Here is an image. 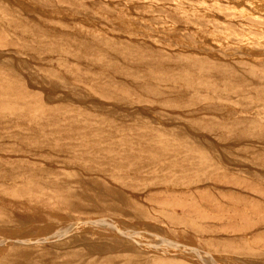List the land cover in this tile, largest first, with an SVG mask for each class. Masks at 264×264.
I'll return each mask as SVG.
<instances>
[{
  "label": "rangeland",
  "instance_id": "obj_1",
  "mask_svg": "<svg viewBox=\"0 0 264 264\" xmlns=\"http://www.w3.org/2000/svg\"><path fill=\"white\" fill-rule=\"evenodd\" d=\"M263 24L264 0H0V236L103 217L194 246L198 229L223 239L261 224L264 125L255 137L228 123L264 120L244 101L264 88ZM247 230L264 246V224ZM97 235L0 247V264H153Z\"/></svg>",
  "mask_w": 264,
  "mask_h": 264
},
{
  "label": "bare ground",
  "instance_id": "obj_2",
  "mask_svg": "<svg viewBox=\"0 0 264 264\" xmlns=\"http://www.w3.org/2000/svg\"><path fill=\"white\" fill-rule=\"evenodd\" d=\"M252 22H254V21H252ZM252 24V23H251ZM261 24V23H260ZM253 25V24H252ZM255 25V24H254ZM251 26V25H250ZM258 27H262V25H257ZM263 26H264V24H263ZM235 31V30H234ZM229 39V38H228ZM106 41V40H105ZM115 49V48H114ZM100 57H103V56H100ZM99 59V58H98ZM97 59V60H98ZM101 59V58H100ZM61 60V59H60ZM93 60V59H92ZM91 60V61H92ZM95 60V59H94ZM103 60H104V58H103ZM260 60V59H259ZM62 61L64 62V59H62ZM62 61H60V62H62ZM65 61H66V59H65ZM62 62V63H63ZM95 62H97L96 60H95ZM99 62V61H98ZM64 65H67V64H64ZM63 65V66H64ZM65 67V66H64ZM253 70V69H252ZM251 70V71H252ZM250 71V72H251ZM254 72H255V70H254ZM254 72H252L251 73V75L252 76H255V75H257V73L255 74ZM257 72V71H256ZM250 74L248 73V75L247 76H249ZM241 76V75H240ZM259 77L257 78V79H259V78H261L260 77V75H258ZM136 77V76H135ZM231 76H229L228 78H230ZM263 77V76H262ZM233 78V77H232ZM249 78V77H248ZM251 78V77H250ZM264 78V77H263ZM256 79V80H257ZM136 80H137V78H136ZM249 81H251V80H254V78L253 79H248ZM247 80V81H248ZM262 81V79H259V81ZM232 80H230V82H231ZM234 81V80H233ZM232 81V82H233ZM248 81V82H249ZM263 81H264V79H263ZM151 82V81H150ZM204 82H206V81H204ZM207 83V82H206ZM62 83H60V85H61ZM65 84V83H64ZM63 84V85H64ZM203 84H205V83H203ZM260 84H263V83H260ZM65 85H67V84H65ZM212 85V84H211ZM229 85V84H228ZM231 85V84H230ZM229 85V86H230ZM251 85V84H250ZM209 86V85H208ZM260 86V85H259ZM259 86H258V88H259ZM252 87V86H251ZM256 87V86H255ZM217 87L215 86V89H216ZM218 88H222V87H218ZM223 88H224V86H223ZM229 88V87H228ZM230 88H234V87H230ZM229 88V89H230ZM240 89H241V87H239ZM238 87L236 88L235 87V89H232V90H230L231 91V96H233V98L236 96H238V94H239V92H240V89H239ZM249 88V87H248ZM253 88V87H252ZM257 88V89H258ZM217 90V89H216ZM226 90V89H225ZM249 91L246 93L247 94V98H246V95L244 94V90L242 91L241 90V92H242V94H244V96H245V102L247 103V108H245V109H247V110H256V111H258V112H264V104L263 103H260L259 101H261V99L260 98H256L254 95H252V94H257V96L259 95H263L264 96V88H263V90L262 91H260V89L259 90H257V92H256V90H255V92L253 93V91H251V90H254V89H251V88H249L248 89ZM230 91H228V92H230ZM260 91V92H259ZM196 92H199V91H196ZM217 92V91H216ZM215 93V92H214ZM200 94V93H199ZM227 94V93H226ZM230 94H228V97L230 96ZM241 94V93H240ZM78 95H79V92H78ZM196 95V94H195ZM195 95H194V97H195ZM210 95V94H209ZM217 95V94H216ZM197 96V98H199L198 96L199 95H196ZM202 96H204V95H202ZM226 97H221V99L222 98H228L227 97V95H225ZM243 96V95H242ZM192 97V96H191ZM201 97V96H200ZM202 98V97H201ZM204 98V97H203ZM202 98V99H203ZM205 98H207V97H205ZM230 98H232V97H230ZM128 99V98H127ZM207 100V99H206ZM128 101V100H127ZM40 111V110H39ZM37 115V114H36ZM35 117V116H34ZM257 117H250V118H247L246 120H233V121H229V123L228 124H231V125H236V126H238V127H241V128H243L244 130H245V134H248L249 136L250 135H255V137L258 135V136H260V134H263L262 133V131H257L256 130V127L258 128V126H257V124L258 125H261L260 123H262V125H264V120L263 119H257ZM258 121V122H256V121ZM146 121V120H145ZM211 121H212V119H211ZM227 125V124H226ZM225 125V126H226ZM261 125V126H262ZM228 126V125H227ZM236 126H234V127H236ZM260 127V126H259ZM137 128V127H136ZM160 129V128H159ZM161 131H162V129H160ZM259 130V129H258ZM157 132V131H156ZM164 132V131H163ZM161 133V132H160ZM159 133V134H160ZM167 133V132H166ZM158 134V135H159ZM162 134V133H161ZM163 135V137H166V136H164V133L162 134ZM155 136V135H154ZM158 137V136H157ZM159 138V137H158ZM171 138V137H170ZM169 138V139H170ZM160 139V138H159ZM165 139V138H164ZM166 139H167V137H166ZM166 139H165V141H166ZM169 139H168V141L166 142L167 143V145H168V142H169V144H171V142L172 141H174V140H172V139H174L173 137L171 138V142L169 141ZM161 141H162V139H160ZM160 140H157V142H160ZM122 141V140H121ZM120 141V142H121ZM164 140H163V142H165ZM178 141V140H177ZM175 142H176V140H175ZM119 143V142H118ZM183 144H185L184 142L182 143V146H180L181 148L184 146ZM133 146V145H132ZM131 146V147H132ZM170 146V145H169ZM176 145H174V147H175ZM187 146V145H186ZM117 147V146H116ZM127 147V146H126ZM136 147V146H135ZM171 147V146H170ZM119 148H121V146H119ZM123 148H125V147H123ZM122 148V149H123ZM176 148V147H175ZM179 148V147H178ZM181 148H179V149H181ZM188 148V147H187ZM117 149H118V147H117ZM127 149V148H126ZM132 149V148H131ZM133 149H134V147H133ZM182 149H184L185 150V147L184 148H182ZM181 149V150H182ZM105 150H107V151H109V153L112 151H110V149H104V152L106 153V151ZM137 150V149H136ZM139 150V149H138ZM176 150H178L177 148H176ZM190 150H192V152L191 151H189V152H187L186 150H185V152H187V153H193V148H191ZM119 151H121V149L119 150ZM129 151V150H128ZM175 151V150H174ZM174 151H172V153H174ZM122 152V151H121ZM124 152V151H123ZM131 152H133V151H130V153ZM136 152V151H135ZM97 153V152H96ZM101 153H103V151L101 152ZM104 153V154H105ZM108 153V154H109ZM124 153H126L127 154V151H125ZM123 153V154H124ZM197 153L198 152H196L195 151V153H194V155L197 157L198 155H197ZM104 154H102V155H104ZM125 154V155H126ZM133 154H134V152H133ZM135 154H137V153H135ZM183 154V153H182ZM107 155V154H106ZM112 155V154H111ZM110 155V156H111ZM155 155V154H154ZM184 155V154H183ZM188 155H192L193 156V154H188ZM188 155H187V157H188ZM202 155H203V153H202ZM206 155H207V153H206ZM205 155V156H206ZM108 157H109V155H107ZM126 156H128L129 157V154H127ZM186 156V155H185ZM190 157L189 156V158H193V157ZM194 156V157H195ZM201 156V155H200ZM205 156H203V158L205 159V158H207V157H205ZM208 156H209V154H208ZM154 156L152 155V158H153ZM158 157V156H157ZM186 157V158H187ZM210 157L211 158H213L214 156H211L210 155ZM209 157V158H210ZM150 158V157H149ZM151 158V159H152ZM208 158V159H209ZM126 159V158H125ZM159 159H160V156H159ZM162 159V158H161ZM160 159V160H161ZM197 158H195V160H196ZM200 159H201V157H200ZM91 160V159H90ZM127 160V159H126ZM149 160V159H148ZM153 161H154V158L152 159ZM152 160H149L148 162L150 163V161H152ZM156 160V159H155ZM160 160H157V161H154V164L157 162L158 164H159V161ZM189 160V159H188ZM194 160V161H195ZM162 161V160H161ZM198 161V160H197ZM214 161L216 162V165L215 166H213L212 167V169L214 168V167H216L217 166V164H219V166L221 167V164L220 163H217V161L215 160V158H214ZM196 162V161H195ZM194 162V163H195ZM156 163V164H157ZM192 163H193V160H192ZM199 163V162H198ZM197 163V164H198ZM202 163V161H200V164ZM205 163V162H204ZM210 163H212V162H210ZM210 163H208V164H210ZM190 164H191V162H190ZM199 164V165H200ZM132 165V164H131ZM137 165H139L140 166V164L138 163ZM203 166H202V168H200L202 171H205L206 169H204L203 170V168H206V165H204V164H202ZM142 166V165H141ZM154 166V165H153ZM190 166V165H189ZM207 166H210L211 167V165H207ZM191 167H192V165H191ZM193 167H195V166H193ZM209 167V168H210ZM197 168H198V166H197ZM150 170H152V168H149ZM149 169H147V171L149 170ZM157 169V168H156ZM156 169H154V170H156ZM199 169V168H198ZM197 169V170H198ZM118 171L119 169H115V171ZM173 169L171 168V171H172ZM182 170V169H181ZM181 170H179V171H181ZM223 170V169H222ZM121 171V170H120ZM183 172H184V170H182ZM188 171H189V169H188ZM196 171V170H195ZM194 171V172H195ZM200 171V170H199ZM201 171V172H202ZM209 171V170H208ZM119 172V171H118ZM127 172V171H126ZM156 172H158V169H157V171ZM173 172V171H172ZM172 172H170L169 173V175L172 173ZM182 172V173H183ZM185 172H187V170L185 171ZM191 172H193V171H191ZM207 172V171H206ZM115 173V172H114ZM132 173V172H131ZM159 173V172H158ZM162 173V172H161ZM161 173H160V175H161ZM165 173V175L167 174V171L166 172H164ZM181 173V172H180ZM199 173V172H198ZM150 174H151V171H150ZM152 174H154L153 173V171H152ZM163 174V173H162ZM185 175H186V173H184ZM201 174V173H200ZM19 175V174H18ZM158 175V174H157ZM159 175V176H160ZM164 175V174H163ZM162 175V176H163ZM180 175H182V174H180ZM185 175H183V176H185ZM211 174H209V176H210ZM21 177H25L26 176V174H25V176H22V175H20ZM168 176V175H167ZM201 176V175H200ZM200 176H198V177H200ZM28 177V176H27ZM158 177V176H157ZM208 177V176H207ZM130 178V177H129ZM144 178V177H143ZM146 178V177H145ZM178 178V177H177ZM177 178H175V180H177ZM201 178V177H200ZM208 178H210V177H208ZM26 179V178H25ZM46 179V178H45ZM162 179H163V177H162ZM180 179V178H179ZM202 179H204V178H201V180ZM207 179V178H206ZM191 180H194V179H192L191 178ZM27 181V180H26ZM149 181V180H148ZM147 181V182H148ZM152 181V180H151ZM198 181H200V180H198ZM30 182V181H29ZM49 182V181H48ZM47 181H46V184L48 183ZM154 182V181H153ZM156 182V181H155ZM170 182H172V180L170 181ZM175 182V181H174ZM177 183H179L178 181H176ZM181 182V181H180ZM190 182V181H189ZM187 183V181L186 182H184L185 184H183V186L184 185H186V183H187V185L186 186H184V187H187L188 186V184H189V187H190V184H191V186H192V183L194 182H190V183ZM197 182V181H196ZM146 183V182H145ZM152 183V182H151ZM165 183V182H164ZM176 183V184H177ZM183 183V182H182ZM27 184H28V182H27ZM30 184V183H29ZM147 184L148 183H146V184H144V186H147ZM167 184V183H166ZM194 184H195V182H194ZM168 185V184H167ZM172 185V184H171ZM175 185V184H174ZM179 185V184H178ZM178 185H176L175 187L177 188V187H179V186H182V184L180 183V185L178 186ZM46 186H48V185H46ZM148 186H149V184H148ZM48 187H50V186H48ZM30 189H31V187H29ZM47 188V187H46ZM24 189H27V187L26 188H24ZM23 189V193H24V191H28V189L27 190H24ZM29 189V190H30ZM54 190V189H53ZM132 191V190H131ZM19 194V193H18ZM17 194V195H18ZM25 194H26V192H25ZM20 195V194H19ZM22 195V194H21ZM109 199V198H108ZM176 203L175 204H177V201H175ZM99 203V202H98ZM169 204V203H168ZM172 205H174V203H171ZM171 204H169V205H171ZM178 204H180V203H178ZM177 204V205H178ZM139 205V204H138ZM168 205V206H169ZM170 207V206H169ZM183 209H184V207H183ZM147 211V210H146ZM255 212V211H254ZM244 213V212H243ZM255 213H257V212H255ZM251 213H249V215H250ZM259 214H261V212H259ZM243 215V214H242ZM245 215H247V213L245 214ZM263 215V214H262ZM105 216H107V215H105ZM110 216V215H109ZM253 216V215H252ZM110 217H112V216H110ZM249 217V216H248ZM247 217V218H248ZM240 218H242V217H240ZM244 218V217H243ZM254 218V217H253ZM253 218H252V220H253ZM261 218V217H260ZM262 218H264L263 216H262ZM170 220H172V219H170ZM174 220H175V217H174ZM239 220H241V219H239ZM244 220V219H243ZM119 221V220H118ZM118 221H116V220H114V219H112V218H103L102 217V219H93V220H89V221H87V222H79V221H74V220H66V221H62V222H55V223H52V226H53V228L55 229V231L54 232H52V233H49V232H47V231H45V232H47V233H45V232H43L42 234V236H38V237H36V238H25V239H21V238H19V239H10V238H7V237H5V238H3V237H1L0 236V247H6V246H8V245H19V246H29L30 244H39V243H44V244H52V242H59V241H62V240H65V239H67V238H69V237H72V236H75V235H77L78 233H83V232H90V234H92V233H94L95 235H97V234H99V235H102L103 237H107V238H110V239H112V241H114V242H117V243H126V244H132L133 245V248L131 249L132 251H134L135 253H138V254H140V255H152L153 253H155V256H154V259L152 260V262H153V264H228V263H226L225 261L226 260H231L232 261V263L233 264H248L247 262L248 261H241L239 258H241V257H245V258H248V259H250V260H252L253 262L251 263V264H264L263 263V259H264V246H262L261 245V241H260V239H258V238H254V239H252V242H251V240H247V239H245V237H244V235H243V232L244 233H248V228L250 229V228H255L256 226H259V225H261V224H264V221L263 222H261V224H259V221L258 222H252V223H248L247 225H248V227H245V225H244V228L242 227V225H241V227H239L236 231H237V235H238V237H235V236H231L230 234L232 233V231L229 229V228H226V229H218V231L220 230V231H224L225 232V235H227V237L228 238H223V239H220V238H218V239H214V238H205L204 237V235H206L207 236V234H210V235H214L212 232H210V231H208V233H207V231L206 230H202V229H198V230H195V233L197 234L196 236V238H194L195 239V244H194V246H191L193 243H191V245L190 244H188L187 245V243H184V242H181V241H179V240H177L179 237H182V231L181 230H174V229H169L167 232H168V234H169V236L168 235H166V234H164L165 232L163 231V229H161L160 227H158V226H154V227H151V228H149V227H146V226H135V227H132L131 225L130 226H127L126 224H124V222H122V223H119ZM242 223H243V221H242ZM49 223H47V224H44V225H40V226H43V228H41V229H48V228H50V225H48ZM124 224V225H123ZM49 226V227H48ZM39 228V229H40ZM194 228V227H193ZM52 229V228H51ZM197 229V228H196ZM50 230V229H49ZM243 232H242V231ZM247 230V231H246ZM40 231H42V230H40ZM246 231V232H245ZM219 233L216 231L215 232V235H218ZM99 235H97V236H99ZM171 235V236H170ZM101 236V237H102ZM10 237V236H9ZM176 237H177V239H176ZM11 238H13L12 236H11ZM18 246V247H19ZM217 254H220V255H222L223 257L222 258H217L216 257V255ZM80 256V255H79ZM234 258H238V259H234ZM115 259V258H114ZM238 260H240L239 262H238ZM243 260H244V258H243ZM230 263V262H229ZM89 264V263H88Z\"/></svg>",
  "mask_w": 264,
  "mask_h": 264
}]
</instances>
